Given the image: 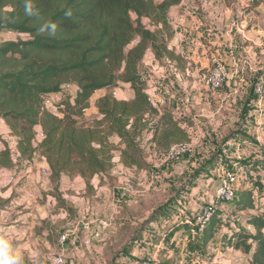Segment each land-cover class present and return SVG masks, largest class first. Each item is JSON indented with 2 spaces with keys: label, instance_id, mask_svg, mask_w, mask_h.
<instances>
[{
  "label": "trees",
  "instance_id": "trees-1",
  "mask_svg": "<svg viewBox=\"0 0 264 264\" xmlns=\"http://www.w3.org/2000/svg\"><path fill=\"white\" fill-rule=\"evenodd\" d=\"M33 15L25 16L24 0H0V34L13 32L27 40L0 39V121L15 138V147L4 143L0 150V171L13 170L15 157L23 163L35 155L47 161L50 181L61 208L69 209L60 195L64 176L90 180L109 174L114 168L120 140V162L127 169L145 167L142 137L153 131L158 151L188 142L187 133L167 112L153 106L147 84L140 73L146 54L158 61L173 60L168 50L172 38L169 12L183 0H30ZM264 0H254L258 7ZM12 10H5V6ZM71 10V17L65 12ZM136 17V19H133ZM150 21V27L144 20ZM56 25L51 35V25ZM44 28V32L38 30ZM129 85L132 100L119 101L112 95L98 100L101 119L94 125L80 123L92 97L101 90ZM74 87L76 94L64 97L54 111L45 103L63 89ZM158 123L151 127L154 118ZM42 140L38 141V132ZM14 148V149H13ZM264 157V148L260 149ZM237 208L255 214L248 218L254 232L231 230L229 244L250 256L251 264H264V214L258 210L253 192L239 193ZM221 221L213 219L200 236L208 246ZM159 264H174L162 261Z\"/></svg>",
  "mask_w": 264,
  "mask_h": 264
},
{
  "label": "rangeland",
  "instance_id": "rangeland-1",
  "mask_svg": "<svg viewBox=\"0 0 264 264\" xmlns=\"http://www.w3.org/2000/svg\"><path fill=\"white\" fill-rule=\"evenodd\" d=\"M225 1L245 14L253 11L256 20L253 19L250 27L258 26L264 33V3L255 7L254 0ZM144 24L155 30L150 27L148 19ZM27 38L13 32L0 34L3 41ZM144 60L140 73L145 81L153 69L151 65H144ZM161 64L169 66L168 63ZM222 89L210 93H218ZM75 94L74 87L64 88L62 94L51 97L49 109L54 111L55 105L64 97ZM98 95H112L119 101H130L134 93L129 85L121 84L95 94L79 120L81 124L91 126L101 119L96 107ZM225 108L227 116L230 107ZM152 133L145 132L142 137L145 163L142 170L127 169L121 164L122 146L120 140L113 137L110 141L116 150L113 152L114 168L109 174L90 180V186L79 176H64L65 183L61 182L59 191L70 212L61 208L55 186L50 178L43 176L42 170H39L40 174L35 171L36 175L29 183L27 179L18 182L14 196L26 198L32 205L27 210L34 209L31 210L33 214L27 217V264H56L59 255L65 256L66 264H142L147 260L155 264L162 261L174 264H251L250 256L236 251L233 247L235 242L229 244V241L233 230L247 229L248 218L255 212L239 210L237 201L219 202L217 191L223 173L233 170L238 177V197L240 192L251 190L257 203L256 213L264 214V159L260 154V149L264 148V137L262 142H258L255 136L245 131L231 137H220L215 153L206 154L207 148L200 147L202 158H213L210 163L190 168L188 159L193 153L175 161L168 160L167 151L153 147L149 138ZM3 143L0 139V145ZM21 164L17 161L16 166ZM11 171H3L6 175H0V185L9 178L7 173ZM20 172V169L13 172V179L21 178ZM0 190L6 189L2 190L0 186ZM211 205L217 208L213 219L221 221L222 225L215 230L214 240L204 246L200 236H194L184 221L196 215L202 207ZM101 223H107V229H102ZM86 225H90L91 232L102 231L101 237L94 238L90 248L81 246L74 250L67 245L63 247L60 239L64 233L82 242Z\"/></svg>",
  "mask_w": 264,
  "mask_h": 264
},
{
  "label": "crops",
  "instance_id": "crops-1",
  "mask_svg": "<svg viewBox=\"0 0 264 264\" xmlns=\"http://www.w3.org/2000/svg\"><path fill=\"white\" fill-rule=\"evenodd\" d=\"M253 19V11L245 14L229 6L225 0H183L169 12L172 38L168 41V50L175 58L162 60L163 64L169 65L163 66L149 51L144 60L143 64L151 65L153 69L145 80L151 103L161 112L179 120L180 128L187 133L193 153L188 159L190 168L210 163L213 158H202L200 147L207 148L204 151L206 154L215 153L220 137H231L245 131L255 136L258 142L263 140L264 101L259 99L254 89L264 78V33L258 26L250 27ZM215 60L223 61L233 78L220 92L210 93L203 89L201 74ZM102 96L98 95V99ZM225 107H230L227 116ZM157 120L158 117L154 118L151 124L153 129ZM38 133L37 139L41 141V132ZM153 135L154 130L149 137L151 142ZM0 139L11 147L16 145L15 138L3 121H0ZM4 143L0 145V150L4 148ZM152 145L156 148L154 143ZM17 161L18 155L16 164ZM19 169L21 178L13 179L11 174ZM39 170L49 179L47 161L35 155L31 162L8 172L9 178L0 185L2 190L6 189L0 190V238L7 239L19 251L23 264L28 263L27 217L33 214L31 210L34 209L27 210L32 205L27 203L26 198L14 196L13 191L18 182L27 179L29 183L36 175L34 172ZM0 175L6 174L0 171ZM64 180L63 177L65 183ZM247 230L254 232L250 225H247Z\"/></svg>",
  "mask_w": 264,
  "mask_h": 264
},
{
  "label": "built area",
  "instance_id": "built-area-1",
  "mask_svg": "<svg viewBox=\"0 0 264 264\" xmlns=\"http://www.w3.org/2000/svg\"><path fill=\"white\" fill-rule=\"evenodd\" d=\"M233 78V74L230 72L228 66L221 60H215L213 65L201 74V82L203 88L208 92H216L227 85ZM255 94L259 99L264 101V80L258 83L254 89ZM51 100H47L45 106L51 107ZM192 153V147L189 143L183 142L172 145L167 150V159L171 161L178 160L182 157L190 155ZM238 177L235 171H227L223 173L220 186L217 191V200L221 203H232L238 199V193L236 189ZM215 210L217 208L214 205L202 207L196 215L187 217L184 224L190 229V232L194 236L203 235L206 227L211 223L214 218ZM102 229H107V223H101ZM90 225L85 226L86 235L82 242L75 239L69 233H64L61 236L60 243L67 245L72 249H78L81 246L90 248L94 238H100L102 231L100 229L91 232ZM56 264H66L64 255H59L55 260ZM142 264H155L151 260L144 261Z\"/></svg>",
  "mask_w": 264,
  "mask_h": 264
},
{
  "label": "clouds",
  "instance_id": "clouds-1",
  "mask_svg": "<svg viewBox=\"0 0 264 264\" xmlns=\"http://www.w3.org/2000/svg\"><path fill=\"white\" fill-rule=\"evenodd\" d=\"M5 10H12L11 6H5ZM24 14L25 16L33 15L32 4L30 0H24ZM72 12L68 10L65 16L71 17ZM40 33L44 32V28L38 30ZM56 25H51V35H55ZM0 264H23V257L18 250L14 249L11 243L4 238H0Z\"/></svg>",
  "mask_w": 264,
  "mask_h": 264
}]
</instances>
